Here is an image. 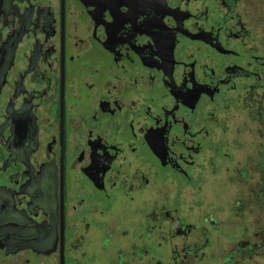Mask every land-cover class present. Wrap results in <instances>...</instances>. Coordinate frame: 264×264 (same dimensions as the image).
I'll return each mask as SVG.
<instances>
[{
  "label": "flooded vegetation",
  "instance_id": "flooded-vegetation-1",
  "mask_svg": "<svg viewBox=\"0 0 264 264\" xmlns=\"http://www.w3.org/2000/svg\"><path fill=\"white\" fill-rule=\"evenodd\" d=\"M0 264H264V0H0Z\"/></svg>",
  "mask_w": 264,
  "mask_h": 264
}]
</instances>
